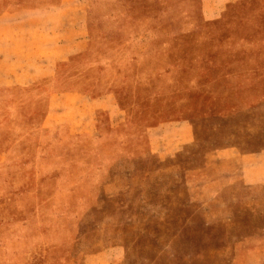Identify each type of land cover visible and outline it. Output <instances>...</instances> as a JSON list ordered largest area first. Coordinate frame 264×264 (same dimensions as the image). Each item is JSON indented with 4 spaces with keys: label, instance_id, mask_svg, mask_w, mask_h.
Segmentation results:
<instances>
[{
    "label": "rangeland",
    "instance_id": "obj_1",
    "mask_svg": "<svg viewBox=\"0 0 264 264\" xmlns=\"http://www.w3.org/2000/svg\"><path fill=\"white\" fill-rule=\"evenodd\" d=\"M81 37L0 86V264H264V0H0L4 70Z\"/></svg>",
    "mask_w": 264,
    "mask_h": 264
},
{
    "label": "crops",
    "instance_id": "obj_2",
    "mask_svg": "<svg viewBox=\"0 0 264 264\" xmlns=\"http://www.w3.org/2000/svg\"><path fill=\"white\" fill-rule=\"evenodd\" d=\"M28 22V21H25ZM67 27H64V29ZM34 29V28H33ZM27 34V33H25ZM67 32L58 31L57 38L59 41L61 39H66ZM83 35V31H81V36ZM84 39L81 37L77 42L73 45L72 42H60L56 46L62 52L58 53L56 56L55 47H52V52L49 55H46L45 58L41 57V52L36 51V47L34 44H30L29 39H25L24 43V52H25V59H24V68L18 70L7 69L4 70L2 67L0 68V86H9V85H20L25 86L30 84L35 80L43 77L46 73H50L49 67L51 64H56L59 60H64L68 55L73 54L74 52L82 51L85 48L86 43L83 42ZM52 54V57H51ZM2 56H5L3 53ZM11 60H7L10 62ZM2 62H5V59L2 58ZM44 73V74H43ZM98 101H102L99 98ZM96 100V101H97ZM105 100V99H103ZM108 103L111 105L112 101L111 98L108 97ZM113 105V104H112ZM177 143L184 142L180 136L176 137ZM187 141V139H184ZM161 151V150H160ZM260 181H264V176L261 177Z\"/></svg>",
    "mask_w": 264,
    "mask_h": 264
}]
</instances>
